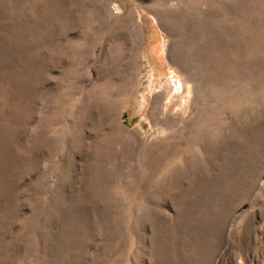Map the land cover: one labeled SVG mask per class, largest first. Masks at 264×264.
I'll use <instances>...</instances> for the list:
<instances>
[{
    "label": "rangeland",
    "instance_id": "1",
    "mask_svg": "<svg viewBox=\"0 0 264 264\" xmlns=\"http://www.w3.org/2000/svg\"><path fill=\"white\" fill-rule=\"evenodd\" d=\"M0 264H264V0H0Z\"/></svg>",
    "mask_w": 264,
    "mask_h": 264
}]
</instances>
